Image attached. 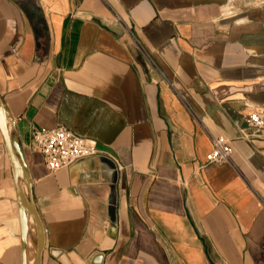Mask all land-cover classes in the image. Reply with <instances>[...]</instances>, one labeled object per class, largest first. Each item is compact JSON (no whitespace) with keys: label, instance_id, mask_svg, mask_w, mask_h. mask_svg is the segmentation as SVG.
I'll return each instance as SVG.
<instances>
[{"label":"crops","instance_id":"obj_1","mask_svg":"<svg viewBox=\"0 0 264 264\" xmlns=\"http://www.w3.org/2000/svg\"><path fill=\"white\" fill-rule=\"evenodd\" d=\"M0 95L43 264H264V136L239 139L264 110V0H0ZM58 126L103 158L49 173L33 133ZM210 136L234 165L204 167ZM0 264H23L1 132Z\"/></svg>","mask_w":264,"mask_h":264},{"label":"built area","instance_id":"obj_2","mask_svg":"<svg viewBox=\"0 0 264 264\" xmlns=\"http://www.w3.org/2000/svg\"><path fill=\"white\" fill-rule=\"evenodd\" d=\"M246 125L239 128V139L252 142L264 136V110L255 111L245 118ZM212 151L204 167L208 165H234L233 140L224 136H210ZM35 148L42 154L49 173L69 168L75 162L100 156L102 151L95 141L82 137L64 126L54 129L41 128L33 133Z\"/></svg>","mask_w":264,"mask_h":264},{"label":"water","instance_id":"obj_3","mask_svg":"<svg viewBox=\"0 0 264 264\" xmlns=\"http://www.w3.org/2000/svg\"><path fill=\"white\" fill-rule=\"evenodd\" d=\"M14 123L15 121L10 111L0 95V132L5 143L17 190L23 264H28L30 239L35 242L32 264H43V255L46 248V229L34 197L33 182L26 155L16 134ZM92 158H103V156Z\"/></svg>","mask_w":264,"mask_h":264}]
</instances>
